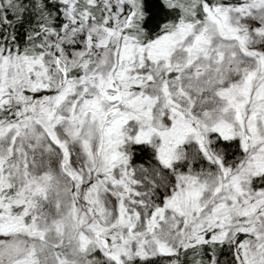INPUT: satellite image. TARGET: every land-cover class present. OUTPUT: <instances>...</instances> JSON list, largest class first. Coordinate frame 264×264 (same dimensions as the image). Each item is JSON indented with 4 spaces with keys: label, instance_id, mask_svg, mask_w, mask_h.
Returning <instances> with one entry per match:
<instances>
[{
    "label": "snow or ice",
    "instance_id": "obj_1",
    "mask_svg": "<svg viewBox=\"0 0 264 264\" xmlns=\"http://www.w3.org/2000/svg\"><path fill=\"white\" fill-rule=\"evenodd\" d=\"M0 264H264V0H0Z\"/></svg>",
    "mask_w": 264,
    "mask_h": 264
}]
</instances>
